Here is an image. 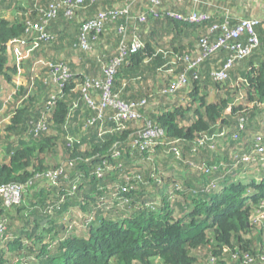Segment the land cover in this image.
I'll return each mask as SVG.
<instances>
[{
  "label": "trees",
  "instance_id": "1",
  "mask_svg": "<svg viewBox=\"0 0 264 264\" xmlns=\"http://www.w3.org/2000/svg\"><path fill=\"white\" fill-rule=\"evenodd\" d=\"M13 1L0 0V79L15 86L0 122V185L24 189L10 205L0 195V264H264V153L240 158L264 133V15L229 0H28L10 18L2 9ZM192 13L211 18L185 19ZM100 14L101 25L84 30ZM245 20L259 21L248 56L220 46L190 67L203 44ZM42 32L54 37L40 41ZM135 39L143 48L116 64ZM232 58L227 78L215 80ZM58 63L71 74L61 88L50 66ZM114 65L113 94L161 131L157 145L142 148L144 121L118 127L115 110L100 119L90 107L87 81ZM164 68L171 78L153 92ZM180 75L187 83L164 93ZM209 85L228 92L210 100ZM157 97L178 101L151 108ZM172 165L180 176L166 174Z\"/></svg>",
  "mask_w": 264,
  "mask_h": 264
},
{
  "label": "built area",
  "instance_id": "2",
  "mask_svg": "<svg viewBox=\"0 0 264 264\" xmlns=\"http://www.w3.org/2000/svg\"><path fill=\"white\" fill-rule=\"evenodd\" d=\"M80 0L75 2V4L71 5V7L76 6L77 3H79ZM66 4H70V1H65ZM127 11V10H125ZM56 13V7L51 6V10L49 12V15H54ZM114 14L116 12H113ZM68 14H71V11L68 12ZM168 16L175 17L177 19H182L184 16L180 13H174V12H168ZM104 18V15L100 14L96 19L87 22L84 25V30L88 29H94L101 25V20ZM211 17L206 14H197L192 13L191 15L185 17L190 22H198L202 23ZM259 24V21L257 20H245L243 21L235 30H232L231 32H228L224 37H221L218 39V42L214 44L213 46H208L203 44V47L205 49L204 55L199 56L195 61L191 62L190 67L196 66L202 58H204L209 52L214 51L218 49L220 46L228 47L235 51L236 57H246L248 54L252 52L258 45H259V38L256 34L255 27ZM247 31L248 32V39L247 41L243 42L241 40L242 34ZM54 35H48L47 33L41 34V37L39 38L40 41L43 39L48 40L49 38H53ZM26 45V42L18 43L15 47V53L18 62H20V54L22 50L24 49ZM85 46V45H84ZM143 44L140 40L135 39L132 41V43L128 46V49H123L121 52V58H119L116 61V64H118L127 54L131 53H137L143 48ZM86 47V46H85ZM235 58H232L225 64L224 68L220 69L217 72H213V78L215 80H224L227 78V69L231 67V62ZM52 68V75H53V82L57 84L60 88L67 82L70 75L67 69V66L63 63L58 64H50ZM115 65L109 69H107V77L104 80H88L86 87L83 89L85 92V97L87 101L89 102L90 107L93 108V110L96 111V113L99 114L98 118L103 119V116L106 113L107 109H113L115 110L114 115L110 117L115 124L118 127H126L127 124H129L131 121L136 122H145L146 127L144 132L141 133V145L142 148L145 149L146 147H152L154 145L158 144V141L156 140L160 135L161 131L153 128L151 126V123L146 118H141V113L137 109V104H130L127 102H123L118 100L117 95L113 94L112 92V83H113V74L116 70ZM188 79L185 75H180L176 81H174L170 88L164 90V93H172L178 90L180 87L184 86L187 83ZM94 84V86H93ZM90 87H96L100 90L97 97H90L88 94V88ZM145 101V100H144ZM144 101L142 103H144ZM53 103V101H51ZM96 118H92L89 120V124L95 123L94 121ZM237 137V136H236ZM176 154L178 153V150L175 151ZM264 153V133L257 135L256 138V145L253 150L244 151L241 153L240 158L245 163H252L255 162V158L258 155H261ZM263 160V158H261ZM49 176L52 178L55 177V173H49ZM23 187H18L11 184H4L0 185V195H2L5 198V203L7 205H10L12 202H19L22 199L23 196ZM74 189V187H73ZM260 217L264 218V214ZM4 229V227H2ZM214 262V259H211V262Z\"/></svg>",
  "mask_w": 264,
  "mask_h": 264
},
{
  "label": "rangeland",
  "instance_id": "3",
  "mask_svg": "<svg viewBox=\"0 0 264 264\" xmlns=\"http://www.w3.org/2000/svg\"><path fill=\"white\" fill-rule=\"evenodd\" d=\"M16 1V2H15ZM28 0H14V5L10 4V3H5V5L7 6V8H4L2 10H5L6 11V16L7 17H14L16 14L18 15V12L20 11L19 9H17V7L19 6H26L25 5V2L27 3ZM230 1V5L232 7H237L242 9V12L245 13V11H253V14H258V15H264V0H229ZM237 2V4H236ZM165 70L161 71V75H159L156 79L152 80V83L154 84L153 85V92H156L160 86L163 84V83H166L168 82V80L171 78V76L169 74H171L169 71H167L166 68H164ZM233 80V78H232ZM15 82H21L23 83V78L20 79L19 77H15ZM241 85V84H240ZM12 87H15L14 86V83L13 85H9L5 82V79L4 78H1L0 79V122H5V121H8L9 119L7 118V113H6V110L3 111V107H4V104H5V100L9 99L13 93H14V88ZM209 91V98L210 100H214L217 96V94H227L228 90L226 88H223V90H220L218 91V89L214 86V85H209L208 86V89ZM239 92V91H238ZM183 95L188 99V94H187V91H185V93H183ZM240 95L239 93H237L234 97H233V101L234 102H240L241 99L239 98ZM239 98V99H237ZM3 100V101H2ZM14 98H13V103H14ZM156 100H158V104L156 105L155 103V106L151 107V108H158V106H167L169 105L170 103H173V102H177V100L175 101H172V100H168L167 98L165 97H157ZM187 100L184 99V98H181V100L179 101H182L184 104L187 103ZM10 103L9 105V110H8V113L11 114L12 112L10 111L11 109V106L13 103ZM154 103V102H152ZM179 103V102H178ZM5 123H3L1 125V128H0V138H2L3 136H5V132H4V125ZM1 144V143H0ZM2 145H0V160H4V159H8L7 156L5 155V151L1 148ZM50 163L54 164L56 163L55 159L53 158V156H50ZM164 160V159H163ZM179 165H177V167L175 166H171L169 167L167 170H166V174L168 176H171V177H178L181 175L179 169L178 168ZM177 170V171H176ZM156 200V199H155Z\"/></svg>",
  "mask_w": 264,
  "mask_h": 264
},
{
  "label": "water",
  "instance_id": "4",
  "mask_svg": "<svg viewBox=\"0 0 264 264\" xmlns=\"http://www.w3.org/2000/svg\"><path fill=\"white\" fill-rule=\"evenodd\" d=\"M11 47V43H9V48Z\"/></svg>",
  "mask_w": 264,
  "mask_h": 264
},
{
  "label": "crops",
  "instance_id": "5",
  "mask_svg": "<svg viewBox=\"0 0 264 264\" xmlns=\"http://www.w3.org/2000/svg\"><path fill=\"white\" fill-rule=\"evenodd\" d=\"M60 30H62L61 28H59ZM3 101V100H2Z\"/></svg>",
  "mask_w": 264,
  "mask_h": 264
}]
</instances>
